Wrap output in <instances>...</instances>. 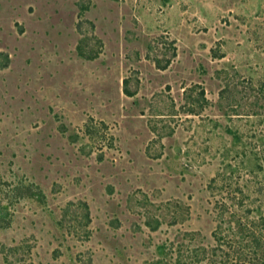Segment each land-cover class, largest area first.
<instances>
[{
	"label": "rangeland",
	"instance_id": "1",
	"mask_svg": "<svg viewBox=\"0 0 264 264\" xmlns=\"http://www.w3.org/2000/svg\"><path fill=\"white\" fill-rule=\"evenodd\" d=\"M0 264H264V0H0Z\"/></svg>",
	"mask_w": 264,
	"mask_h": 264
}]
</instances>
